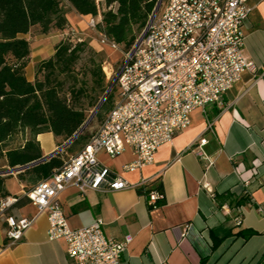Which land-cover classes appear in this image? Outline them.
<instances>
[{"label": "crops", "instance_id": "obj_1", "mask_svg": "<svg viewBox=\"0 0 264 264\" xmlns=\"http://www.w3.org/2000/svg\"><path fill=\"white\" fill-rule=\"evenodd\" d=\"M249 3L243 54L255 63L256 73L243 72L205 114L193 110L189 125L158 146L150 164L124 170L135 158L130 147L114 157L103 151L97 154L113 174L128 182L149 177V190H158L161 184L158 206L148 208L145 192L136 188L88 190L82 195L71 185L58 195L71 228L101 218L107 237L119 241L131 237L120 264H264V0ZM65 16L64 29L37 37L23 35L30 46L24 67L27 80H34L36 64L54 53L78 17L86 18V23L90 17L72 7ZM35 138L42 157L64 143L47 131ZM202 138L206 142L200 145ZM198 148L202 157L196 154ZM4 167L6 162L0 159V168ZM32 185L16 175L4 180L8 196H21ZM6 213L32 216L36 208L20 198ZM47 228V215L41 213L19 241L7 246L0 219V264H72L65 242L49 240ZM243 229L256 233L248 238L236 235Z\"/></svg>", "mask_w": 264, "mask_h": 264}, {"label": "built area", "instance_id": "obj_2", "mask_svg": "<svg viewBox=\"0 0 264 264\" xmlns=\"http://www.w3.org/2000/svg\"><path fill=\"white\" fill-rule=\"evenodd\" d=\"M251 10L249 0H161L142 37L124 53L115 75V101L86 143L21 196L0 199L6 245L19 241L37 216L45 213L47 238L65 242L72 264H120L131 237L120 241L107 237L101 218L71 228L59 193L71 185L82 195L88 190L136 188L145 192L148 208H156L163 193L148 189L149 177L128 182L113 174L97 154L103 151L114 157L130 147L135 158L123 166L124 170L150 164L158 146L189 125L193 110L199 108L205 114L206 107L219 102L243 72L256 73L255 63L243 54V24ZM97 16L100 18V13ZM97 16L90 15L88 28L99 27ZM69 35L72 32L64 36ZM99 42L112 49L119 45L102 31ZM205 142L199 140L200 145ZM196 154L203 156L200 148ZM20 198L35 206L34 215L6 213Z\"/></svg>", "mask_w": 264, "mask_h": 264}, {"label": "trees", "instance_id": "obj_3", "mask_svg": "<svg viewBox=\"0 0 264 264\" xmlns=\"http://www.w3.org/2000/svg\"><path fill=\"white\" fill-rule=\"evenodd\" d=\"M66 1L80 15L98 14L99 0ZM101 1L106 9L101 13L100 31L117 44L130 48L145 28L158 0ZM61 6V0H0V159L5 160L8 168L42 158L35 138L38 133L51 132L65 142L86 119L80 98L85 95L87 85L86 81L76 77L75 72L83 42L73 43L69 38L60 41L49 58L36 64L33 81L27 80L24 74L30 46L23 35L33 26H38L43 34L66 28L67 19ZM88 71L92 87L103 92L108 84L100 64L92 61ZM68 80L71 84L65 87ZM111 98L109 94L105 100ZM104 108L105 103L96 115ZM15 136H20L23 142L12 146L10 141ZM88 138L81 132L66 147L72 143L83 146ZM64 161L58 152L20 171L17 177L34 184L48 177ZM5 178L0 175V199L8 196ZM161 188V184L156 186L158 190ZM255 233L251 229H243L236 235L248 238ZM218 241L215 240L216 243Z\"/></svg>", "mask_w": 264, "mask_h": 264}, {"label": "rangeland", "instance_id": "obj_4", "mask_svg": "<svg viewBox=\"0 0 264 264\" xmlns=\"http://www.w3.org/2000/svg\"><path fill=\"white\" fill-rule=\"evenodd\" d=\"M62 3V11L64 13L69 11V4L66 0H61ZM105 6L101 0L98 1V13H100V18L97 16L98 19L101 20V13L105 10ZM98 15V14H97ZM81 21L80 23H78ZM78 22L73 24V29H70L68 33L70 34L72 32V35L64 36V40L69 38L71 42H83V51L80 53L79 60L76 63L75 66V72L76 77L80 80L86 81L87 85V91L85 95H83L80 98V103L83 105V108H85V114L86 119L84 123L86 124V127L83 129L82 133L84 135L90 136L93 131L96 129V127L99 125L101 120L105 117L108 110L111 108L113 102L115 101L116 96V88L115 85L111 88L110 92L111 99L109 101L104 100L102 104L105 103V108L100 111L99 115H96L97 112L91 117V114L96 106V104L99 102L101 97L103 96L105 90L107 89L109 83L111 80L115 77L116 73L118 72L123 60H124V53L131 50L137 39L140 37L143 30L137 35L134 43L130 48H125L123 44H119L117 49L109 48L105 45L100 44L99 42V33L100 28L96 27L95 29H90L87 27L86 24V18L78 17ZM31 37H37L42 35L43 33L40 32V29L38 26H33L30 31ZM45 34H48L45 33ZM80 40V41H78ZM94 61L95 63L100 64L101 70L104 74L106 83L108 84L103 92L94 89L92 87V82L89 75V68L91 67V62ZM71 84L70 80L67 81L65 87L67 85ZM94 104V105H93ZM83 123V124H84ZM23 142V139L20 136H15L11 141L10 144L12 146H16L18 144H21ZM81 147V144L79 143H72L68 147H65L64 151H60V155L63 159H67L69 156L75 154L79 148ZM7 168V167H6ZM5 169L0 168V170ZM17 176V173L5 175V176ZM12 179H8V183H12Z\"/></svg>", "mask_w": 264, "mask_h": 264}, {"label": "water", "instance_id": "obj_5", "mask_svg": "<svg viewBox=\"0 0 264 264\" xmlns=\"http://www.w3.org/2000/svg\"><path fill=\"white\" fill-rule=\"evenodd\" d=\"M160 1L161 0H158L157 3H156V6L154 7V10L152 12V16H154L159 8V4H160ZM142 37V35L140 36V38ZM139 38V39H140ZM114 82H115V77L111 80V82L109 83L107 89L105 90L103 96L101 97V99L99 100V102L97 103V105L95 106L92 114H91V117L96 113V111L99 109V107L101 106L102 102L105 100L106 96L108 95V93L110 92L111 88L113 87L114 85ZM86 124L87 123H84L79 129L78 131H76L72 137H70L68 140H66L61 146H59L56 150H54L52 153L46 155V156H43L42 158H40L39 160L37 161H34V162H30L26 165H23V166H15L13 168H5V169H2L0 170V175L1 176H5V175H9V174H13V173H19L20 171L24 170L25 168H29L47 158H49L50 156L56 154L57 152L61 151L64 147H66L69 143L72 142V140L78 135L80 134L83 129L86 127Z\"/></svg>", "mask_w": 264, "mask_h": 264}]
</instances>
